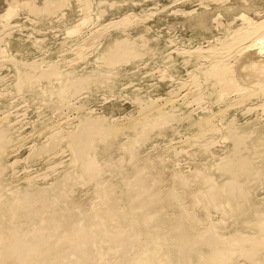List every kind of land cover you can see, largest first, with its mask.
Masks as SVG:
<instances>
[{
    "label": "rangeland",
    "instance_id": "374dc122",
    "mask_svg": "<svg viewBox=\"0 0 264 264\" xmlns=\"http://www.w3.org/2000/svg\"><path fill=\"white\" fill-rule=\"evenodd\" d=\"M14 1L0 0V16L3 15L7 10V4L10 3V6L11 4H14L13 6L17 4L15 7L17 14L15 13L13 15L14 17L12 16L10 20H4L0 17V21L2 19L3 22L6 21V23H2V21L0 22V37L2 36L0 38V40L2 39L0 41V50L2 49L0 52H3L4 49L5 53H0V134L2 136L5 135L3 137L0 135V138H2L0 139V165L5 163L1 165L4 167V169L1 171L3 178L1 181V187L3 186V188H6L8 186L6 189L1 188L4 197L7 198L6 196H8V198H12L15 194V191L17 192L19 190L30 189L35 190V187L39 189V186L41 187L40 190L48 192L50 191L49 194L53 192L59 195V199L62 200L57 198L50 199L47 201L46 207L49 209L60 208L59 210H62L67 214L68 221L63 226V229L68 230L74 227L80 221H83L85 214L87 216L93 212V209L95 210V204L97 203L99 197L96 189L97 185L100 183H106L108 185L111 184L112 186L116 187V189H114L115 191L118 190V186H122V191H120L122 195L121 197H117L118 199L116 198V205L121 206L123 202L126 201V196L127 198L130 196L129 194L132 193L134 196H136V198L139 197L137 193H133V191L137 192L136 185L135 188H133V184L136 181H141L140 186L145 185L146 193L153 191L154 183L151 179L154 176L157 178V184L159 182L158 191L160 189L162 193L167 192L165 193L167 195L172 193L173 196L174 194H177L179 197L184 196L183 198L181 197L182 204H180L181 201L179 203H174V197H172L170 194L171 200L167 198V200L162 203L164 204L162 205V208L158 205H155L154 203L150 206H145L146 208L143 209L145 211L159 212L157 219L158 222L156 221L155 227L157 232H163L165 228L171 229V226H173V230L175 227L177 229L179 228L177 230L179 235L176 234L175 238H178V241L179 238H181V240L183 239L185 243H187L188 241H194L195 238L192 236L195 234L202 236L206 233V229L208 230V228H210L213 224L215 225L221 221L222 225L219 224L221 222L218 223L221 226L218 228L217 232L219 233V236L221 235L220 237H222L223 240L225 237L227 239H230L231 237H238L237 239L235 238V243L237 245L236 252H238L232 255V258L228 264H255L257 260L263 261L261 264L264 263V249L262 247L264 244H261L262 246H258L259 241L258 244H256V238H262V233L259 234L260 232H255L252 228V225L256 224L255 221L264 215V110L258 106V104L261 103L259 102V98L246 100L242 104H237V106L232 105L227 109L225 107L227 100L229 102L230 100L235 99L237 96L236 93H231L230 96L228 95L227 98L224 97L220 99V101L218 99L219 88L214 84L215 79L213 77L206 78L211 76L202 75V70L204 69L205 71V69H207L206 67H208L210 64V51L208 52L206 50H209L210 48L214 49L215 47V49H217L218 46L219 49L217 51L221 50L224 52V49L222 48L223 45H221V43L224 44L228 42L234 34L236 28L240 26L239 24H241V20L239 19L238 15L241 12L247 13V16L252 18L254 21L264 19V0H225L226 3L223 2L224 5L222 6H220L219 2L214 0H90L91 7L89 8L91 10L82 6V0H67V6H63L62 9L58 10V12L56 11L50 14L51 17L49 15H43L40 12V9L37 11V8L44 7L46 2L45 0ZM22 1H24V3H34L33 5L37 7L36 10L25 8V6H21L22 9L19 10L21 5L20 3ZM251 2H253V6L252 4L250 6ZM18 3L20 5H18ZM17 6L19 7L17 8ZM27 9L28 11H26ZM87 12H89L90 15ZM125 14H127L128 17L130 14H132V16L130 15L131 21L137 17V19L135 18L136 21L134 20V23L132 21L130 26L128 25L123 28L122 26H117L116 24H118V19H122L121 17H126ZM84 18H87V21L91 19L90 21L92 22L89 21V23H85V21L81 23ZM108 22H110L109 26L107 25ZM80 23V30L77 31L78 34L76 32V34L68 33L72 24L75 26ZM7 25L11 26L8 27ZM232 26L234 31L232 30ZM67 27L68 29H66ZM4 28L5 30H3ZM103 28H105V30L107 28L106 32ZM99 29L102 31H99ZM139 34H143L146 37L147 46L145 45L143 48L137 49L138 51H136V49L132 48L133 41H131L132 43L128 41L130 40L129 37L135 38ZM84 37H86V40ZM87 38H89L91 42L92 40H95L94 43H92V45L89 44L90 42ZM117 40L121 46L117 44ZM122 42L127 46H125ZM81 43L84 46H81ZM86 43L88 45H86ZM128 43L130 46H128ZM111 44H115L118 49L125 46L126 51H124L123 54L124 56H127L123 57L122 54V58H120V55H117L116 58L113 57V61L112 59L110 61L114 65L110 63L108 66L109 68H106L107 66H100L101 63L99 61H94V58L97 54L94 49L101 50L102 48ZM214 44L215 47H212ZM199 45H203L201 46L203 48H201ZM75 46L76 48L83 47L86 52L84 54L85 58L82 57V59L78 55L76 57L77 50ZM86 48H88V51ZM194 48L195 50L196 48H207L203 51H205L208 56H204L206 55L205 53L194 54ZM251 51L254 52L255 50ZM251 51L241 52L243 54H240V59L238 53L236 58L234 56L231 60L236 82H239V85L240 83L244 84L246 82L244 84L245 87L247 84H249V80L247 79L248 75L242 73L244 72V63L247 62L248 64L250 62L248 59L251 61H255L257 59L252 57ZM118 52H120V50H118ZM204 60L206 61L204 62ZM234 61L236 63L235 67ZM29 63L31 66L33 64V68L29 66ZM98 64L100 65L98 66ZM238 64H241L240 67ZM23 66H26V68ZM50 66L52 68H50ZM110 66H112V68ZM30 67L32 70H41L44 68V71L43 69L42 71L45 73V75L42 72L41 85H26L21 90L14 89L13 82L17 79V71L20 69H31ZM97 67L99 69L102 68L100 70L102 72L104 69L106 74L110 73L109 76L115 75L112 79L114 84L111 83L112 91L108 89L107 82H100L98 85L91 87L89 86V83L87 84V81L84 79V77L87 76L88 73L91 74L92 71H95ZM98 68L97 70H99ZM45 69L48 71H45ZM52 69H54V72ZM58 69L62 72L69 73L72 88L73 90H77L73 91L76 92L75 94L72 93L73 95H69V98L67 97L63 101H59V98H57L54 93L55 89L57 88L58 81L53 76H55V72H57ZM111 70L112 72H110ZM235 72L242 75H237ZM197 74H201L206 80ZM47 75H49L50 78H48ZM192 76H199V78L202 80H199V83H201L200 85L199 83L197 84L200 86H198L199 88H195L196 86L191 84V80L193 78ZM240 77L242 78L241 80ZM243 78H245L246 81ZM212 79H214V81ZM77 84H80V87ZM243 84L241 86H243ZM211 85L213 89H211ZM74 86H76L78 89H76ZM192 87L195 89H192ZM33 88H35V90ZM170 96H172L173 99L176 97L177 101L174 99L175 103L173 107L168 108L166 106V108H164V113L159 117V127H150L151 125L149 126V124L153 123L152 121L147 122L142 126L140 125L142 123L137 121L135 122V120V123L130 121V118L140 115L142 111L147 109L146 105H148V103L150 104V100H159L157 102L163 104V102L166 101L165 99ZM199 98H201L202 101ZM222 109L224 111H222ZM248 109H250V112ZM217 111L221 112L218 113ZM205 114L214 115V119L210 115L209 117L212 124L214 123L213 125L216 126L218 131L208 133L209 135L206 134L208 137L204 135L207 137L205 138L206 140L203 139L204 136H201L200 139L201 141L203 140L201 142L199 137L195 136L197 130L199 129V124H194L193 121L198 123L197 120L202 116L206 117ZM162 117H164L165 120L163 119L162 121ZM111 120L116 121L119 131L117 130V132H114L112 138H110L111 136H107L108 140H110L108 143L104 144L99 142L98 146L93 149L94 151H91V154L93 155L95 153L93 156H95L97 160L101 161L99 163L108 162V164L110 163V166L106 165L107 167H104L106 171L97 178L90 179L89 181L84 179L83 181L80 179L81 174L79 173L81 169L80 163L82 162L81 155H83L85 152L88 144L91 145L89 143V139L94 134V132H96V134H100L101 136H103L105 133H112L113 126L108 125V122ZM129 122L133 125L130 126L131 124H129ZM164 124H167L166 126L168 128L164 126ZM54 126L57 127L55 128ZM49 127L55 128L57 132L54 129H50ZM79 128L81 129L82 133L78 132L80 131ZM103 128L106 129V132L103 130ZM101 130L105 133L101 132ZM219 130L221 131L220 133ZM51 131L56 132V134H52ZM76 131L79 134H77ZM85 131L90 133L86 134ZM49 133L50 136H48ZM10 136L12 138H10ZM83 136L84 138H81ZM211 136L215 141L210 139ZM98 137V141H101V137L99 135ZM46 138L47 140H44ZM9 139L11 140L9 141ZM83 140L84 144L79 142ZM134 140H136L138 144V154L136 153V161L133 162L130 161L131 158L129 151L127 152V148L126 150H124V148L127 147L126 145L129 146V144ZM68 141H74V144H70ZM78 142L79 145L76 146ZM210 142L211 144H209ZM201 144H203L204 147L201 146ZM62 145L66 149H64ZM7 146H9V148ZM72 146H74L75 149L76 147H79V149L75 150ZM82 146H84V149ZM89 147L91 148V146ZM37 149L39 151H37ZM204 149L205 151L207 150V152H205ZM73 151L77 152L74 154L75 156L73 155ZM70 159H76L75 165ZM66 162L67 164H65ZM209 165H213V168H216L214 170H205L206 172H204V169H206ZM52 168H54V171ZM74 170L75 172L72 173ZM141 170L144 172L141 173ZM201 170H203V174L205 173V176L202 174L203 178H205L206 175L211 177L213 175L214 178L212 177V180H215L214 182L218 186L225 184L226 187L229 188L228 182L232 178L236 179L237 184L235 183V185L240 187L239 194H247L249 200H251L247 205L248 207L246 206L245 208V210L247 211L248 209V211H244V215L250 214L249 212L251 207V211L254 208H257L263 215L258 212L251 218L248 217L247 219H244L243 211L235 212V214L234 211L231 212L229 209L230 213L233 214L230 215L228 211L226 214L229 215H225L221 210H214L211 205L209 212L204 210L205 207L203 205L205 204V198L203 197V193L206 192L208 188L204 182H201V179H203L202 176L201 178L199 176L196 177L197 174H200ZM39 174L40 176H38ZM71 174L74 177L72 176V178L70 177L68 179L67 175ZM180 175L186 179L188 178V180H186L188 183L187 185L186 182L178 181V176ZM125 176H127L129 179L126 178L125 180ZM29 178H32V180ZM34 180L37 181L35 182ZM127 180H129V182H126ZM224 180L225 182H223ZM140 181L136 183L140 184ZM25 182L26 184L24 185ZM31 186L33 187L31 188ZM132 194L131 196L133 197ZM197 196L200 198H195ZM140 199L142 201V197H140L136 203H139L137 207H140ZM197 199L202 200L199 202ZM135 202L136 200L132 206L128 205V207H132L130 208L131 210L134 209L133 206L135 205ZM170 202L172 206L170 205ZM200 203H202V205ZM225 203L226 202L224 201V205ZM182 206L183 208H181ZM226 206L227 204L225 207ZM128 207L127 209H129ZM226 209L228 210V208ZM182 211L187 212L184 213ZM2 212L9 215L8 210H2ZM16 213L19 214L20 210H16ZM240 213L242 216H240ZM93 221L94 220L92 219V221L86 223L85 227L88 231L99 226V223L96 221V219L94 222ZM161 221L164 222L163 226ZM181 222L184 225H179ZM17 223L19 222L17 221ZM157 223H160L159 226L161 225L162 228L159 227ZM19 224H21L20 226L27 224L26 219H22ZM109 224L114 226L117 223L111 222ZM148 225H150V227L146 226L147 228L145 227V229H154L153 222L149 223ZM88 226L90 227L88 228ZM178 226H182V228ZM140 228L141 227H137L139 230H137L136 234L139 233L141 238L131 240L129 245L124 247V250L122 249V255L121 253H117V255L114 254L113 256L112 253L111 260L106 262V264H138L141 258L146 256L149 244H151L152 241H155L157 237L156 234L158 233L156 231L153 233H148L144 229L142 230V228ZM143 232L145 233L143 234ZM139 234L136 236L139 237ZM180 234H182V237ZM234 234L235 236H233ZM101 235L102 232H98V234L87 233L83 240L62 238L60 241L62 246L53 249L55 252L51 256V263L99 264L103 260V241L101 239ZM197 235H195V237H197ZM241 235L244 237V239ZM251 236H253V239L256 240V243L253 242L254 240ZM240 237L242 238L240 239ZM245 237L248 238L245 239ZM77 241H79L83 246L84 252L80 255L73 253L75 258L70 263L63 261L59 262L58 253L60 252V249L69 247L73 248L79 243ZM178 241L176 242L180 243ZM260 241H264V239ZM254 243L257 247L254 246ZM223 245L224 244H221L219 246ZM224 247L229 250L232 248V246L229 244L224 245ZM245 250H247L246 252L248 253H246ZM245 254L249 258L248 260L246 259L247 257ZM211 260L212 256L208 255L207 261L200 260L198 263L210 264Z\"/></svg>",
    "mask_w": 264,
    "mask_h": 264
},
{
    "label": "bare ground",
    "instance_id": "6f19581e",
    "mask_svg": "<svg viewBox=\"0 0 264 264\" xmlns=\"http://www.w3.org/2000/svg\"><path fill=\"white\" fill-rule=\"evenodd\" d=\"M14 1V0H13ZM20 1V0H19ZM18 1V2H19ZM26 1V0H24ZM24 1H22L20 4L18 3V5H20V9L21 10V6H25V8H29V9H35L37 7H35L31 2H26L24 3ZM30 1V0H29ZM45 4H44V7L43 8H37V11L38 9H40V12L43 14V15H49L54 13V12H58V10L62 9L63 6H67L66 5V2L67 0H45ZM204 1V0H203ZM214 1H217L220 3V6L224 5L223 2H225V0H214ZM255 1V0H254ZM15 2V1H14ZM17 2V1H16ZM69 2V1H68ZM79 2V1H78ZM82 6L84 8H88L90 9L89 7H91L90 5V0H82ZM176 2V1H175ZM13 3V2H11ZM44 3V1H43ZM93 3V1H92ZM91 3V4H92ZM100 3V2H99ZM98 3V4H99ZM202 3V2H201ZM226 3V2H225ZM245 3V2H244ZM248 3V1H247ZM253 2L250 3V6ZM42 4V3H41ZM69 4V3H68ZM81 4V3H80ZM79 4V5H80ZM204 4V3H203ZM8 5V6H7ZM6 6L8 7L7 10L5 11V13L3 15H1L0 17L3 18L4 20H7V19H11V17L17 12L15 11V6H13L14 4H11L10 6V3L7 4ZM38 5V4H37ZM111 5V4H110ZM202 5V4H201ZM219 5V4H218ZM40 6V5H39ZM43 6V5H42ZM215 6V5H214ZM253 6V4H252ZM19 6H17L18 8ZM79 7V6H78ZM81 7V6H80ZM81 7V8H83ZM231 9V8H230ZM250 10H252L251 8H249ZM18 10V9H17ZM91 10V9H90ZM178 10V9H177ZM182 10V9H181ZM227 10V9H225ZM245 10V9H244ZM28 11V9L26 10ZM36 11V12H37ZM86 11V10H85ZM84 11V12H85ZM191 11H194V10H191ZM264 11V10H263ZM19 12V11H18ZM83 12V11H82ZM252 12V11H251ZM256 12V11H255ZM33 13V12H32ZM39 13V12H38ZM89 14V12H87ZM188 13H191V12H188ZM193 13V12H192ZM17 14V13H16ZM63 14V13H62ZM31 15V14H30ZM38 15V14H37ZM57 15V14H55ZM90 15V14H89ZM126 17H121L122 19H118L117 23L116 24L117 26H122L123 27H126V26H130L131 22L133 21L134 23V20L135 18L137 19V17H133L134 19L131 21V16L132 14L128 15L125 14ZM124 15V16H125ZM148 15V14H147ZM14 17V16H13ZM17 17V16H16ZM51 17V16H50ZM86 17V16H85ZM97 17V15H96ZM239 19L241 20V24H239L240 26H238L236 28V30L234 31L233 29V26H232V30L234 31V34L232 35L231 39L226 42V41H223V42H226L224 44H222L221 42V45L222 48L224 49V52L221 51H217L219 49V47L217 46V49H215V44L212 46V47H215L214 49H211L208 45V48L209 50H206V51H210V64L208 67H206L207 69H204L202 70L203 71V76H211V77H206V78H214L215 79V85L216 87L219 88V96H218V99H222L224 97L227 98V96L231 93H236V98L233 99V100H230L228 102H226V108L228 109V107H231L232 105H235L237 106V104H242L243 102H245L246 100H250V99H253V98H259L261 103H257L259 107H261L262 110H264V19H261L259 21H254L252 18H250L249 16H247V13H243L241 12L239 15H238ZM83 18V17H82ZM89 18V17H88ZM141 18V17H140ZM262 18V17H261ZM3 19L1 20L2 23H6V21L3 22ZM87 18H84L83 22L85 23H89V21L86 20ZM82 20V19H81ZM0 21V22H1ZM115 21V20H114ZM136 21V20H135ZM139 21V20H138ZM142 21V20H141ZM92 22V21H90ZM113 22V21H112ZM76 23V22H75ZM80 24H77L75 26H72L70 27V30L68 31V33H71V34H74L75 32L77 33V31L80 30ZM110 22H108V26L110 25L109 24ZM12 25V24H11ZM11 25H7L8 27H10ZM15 25V24H14ZM85 25V24H84ZM82 25V26H84ZM114 25V24H113ZM1 26V25H0ZM5 26V25H4ZM13 26V25H12ZM98 26V25H97ZM104 26V25H103ZM102 26V27H103ZM106 26V25H105ZM116 26V27H117ZM235 26V27H236ZM110 27H113V26H110ZM115 27V26H114ZM121 28V27H120ZM68 29V27L66 28ZM105 30V28H103ZM119 29V28H118ZM230 29H231V26H230ZM5 30V28L3 29ZM107 30V28H106ZM105 30V32H106ZM11 31V30H10ZM66 31V33H67ZM97 31V30H96ZM99 31H102L101 29H99ZM98 31V32H99ZM229 31V30H228ZM227 31V32H228ZM94 32V31H93ZM92 32V33H93ZM10 33V32H9ZM34 33V32H33ZM67 33V34H68ZM75 33V34H76ZM95 33V32H94ZM97 33V32H96ZM103 33V32H102ZM101 33V34H102ZM8 34V33H7ZM69 34V35H71ZM78 34V33H77ZM100 34V36H101ZM87 35V34H86ZM231 35V34H230ZM103 36V35H102ZM2 37V36H1ZM0 37V38H1ZM94 37H97V36H94ZM85 40H86V37H84ZM83 38V39H84ZM228 38H229V35H228ZM89 39V38H87ZM129 41L128 42H131L133 41V49H136V51H138L137 49H141L143 48L145 45L147 46V39L146 37L143 35V34H139L138 36H136L135 38H130L129 37ZM2 40V39H1ZM0 40V41H1ZM81 41V40H80ZM95 41V40H94ZM94 41L89 39V44L92 45V43H94ZM83 42V41H82ZM118 42V40H117ZM208 42V41H207ZM217 42V41H216ZM88 43V42H87ZM86 43V45H88ZM123 43V42H122ZM132 43V42H131ZM211 43V42H210ZM2 44V42H1ZM80 44V43H79ZM118 45L121 46V44H119V42L117 43ZM124 44V43H123ZM207 44V43H206ZM213 44V43H212ZM117 45V46H118ZM125 45V44H124ZM219 45V44H218ZM221 45H220V48H221ZM80 46V45H79ZM78 46V47H79ZM81 46H84L82 43H81ZM90 46V45H89ZM94 46V44H93ZM91 46V47H93ZM127 46V45H125ZM123 46L121 47L120 49H118V47H116L115 44H111L109 46H106L104 48H102L101 50H96V56L94 58V61L97 62L99 61L101 63L98 64V66H107L106 68H109L108 66L110 65V63H112L110 60L118 55H122L124 53V51H126V47ZM128 46L129 43H128ZM132 46V45H131ZM200 47L203 46V45H199ZM198 46V47H199ZM68 47V46H67ZM96 47V45H95ZM197 47V46H196ZM199 47V48H200ZM4 48V46H3ZM6 48V47H5ZM76 48V46H75ZM90 48V47H89ZM199 48H194L193 50V53L194 54H199V53H202L204 54L205 49H199ZM203 48V47H201ZM88 48H86L87 50ZM98 49V48H97ZM2 50V49H1ZM0 50V51H1ZM75 50V49H74ZM77 50V54H76V57L77 55L82 58L84 57V54L86 53L85 50L83 49V47H79V48H76ZM75 50V51H76ZM90 50V49H89ZM118 50H120V52H118ZM180 50V49H179ZM185 50V49H184ZM188 50V49H187ZM251 50H255L254 52H252ZM88 51V50H87ZM183 51V50H182ZM190 51V50H189ZM245 51H251L252 52V57L254 59H256L255 61H251L250 59H248L250 62L247 64H245L244 66V72H241L242 73H245L247 76V79L249 80V84H247V86L245 87L244 84L246 83H240V85L238 84L239 82H236V77H235V74H234V69L232 68L233 65H231V60L232 58L235 56L236 58V55H238L239 53V59H240V54H243L241 52H245ZM152 52V51H151ZM191 52V51H190ZM207 52V53H208ZM0 53H4V49H3V52H0ZM129 53V52H127ZM5 54V53H4ZM133 54V53H132ZM131 54V55H132ZM135 54V53H134ZM141 54V53H140ZM206 54V53H205ZM250 54V53H249ZM2 55V54H1ZM7 55V54H6ZM149 55V54H148ZM189 55V54H188ZM193 55V54H192ZM248 55V54H247ZM11 56V55H10ZM127 56V55H125ZM124 54H123V57H125ZM133 56H136V55H133ZM141 56V55H140ZM195 56V55H194ZM204 56H208L207 54L204 55ZM250 56V55H249ZM78 57V59H79ZM85 58V57H84ZM122 58V56L120 57ZM119 58V59H120ZM127 58V57H126ZM242 58H243V55H242ZM77 59V60H78ZM83 59V58H82ZM118 59V58H117ZM132 59V58H131ZM245 59V58H244ZM247 59V58H246ZM116 60V59H115ZM134 60V59H133ZM207 60V59H206ZM204 60V62L206 61ZM235 60V59H234ZM12 61V60H11ZM14 61V60H13ZM33 61V60H32ZM113 61V59H112ZM247 61V60H246ZM16 62V61H15ZM35 62V61H34ZM120 62V60H119ZM125 62V61H124ZM237 62V61H236ZM239 62V61H238ZM22 63V62H21ZM116 63V62H115ZM118 63V62H117ZM242 63V62H241ZM23 64V63H22ZM25 64V63H24ZM30 64V63H29ZM41 64V63H40ZM113 64V63H112ZM111 64V65H112ZM208 64V62H207ZM235 61H234V67H235ZM15 65V64H14ZM26 65V64H25ZM35 65V64H34ZM69 65V64H68ZM114 65V64H113ZM239 65V64H238ZM241 65V64H240ZM239 65V67H240ZM31 66V64L29 65ZM33 66V64H32ZM31 66V67H32ZM1 67V66H0ZM24 68H26V66H23ZM30 67V68H31ZM112 68V66H110ZM158 67V66H157ZM243 67V66H242ZM28 68V66H27ZM33 68V67H32ZM20 69L17 71V79L16 81L13 82V88L16 89V90H21L23 89L26 85L28 86H40L41 85V76H42V72L44 71V68L40 67L43 69L41 70H36V69ZM50 68H52L50 66ZM59 68V67H58ZM62 68V67H61ZM98 68V67H97ZM96 70L95 71H92L91 74L88 73L87 76H83L84 79H86L87 81V84L89 83V86H95V85H98L100 82H107V87L110 91H112V84L113 83V77L115 76H109V74H106V71L103 69V72L100 71L102 68H98L99 70ZM237 68V67H236ZM156 69V68H155ZM239 69V68H238ZM51 70V69H50ZM54 69H52L53 71ZM163 70V69H162ZM45 71H48L45 69ZM51 71V72H52ZM57 71V70H56ZM109 71V70H108ZM236 71V70H235ZM54 72V71H53ZM75 72V71H74ZM112 72V70L110 71ZM150 72V71H149ZM239 72V71H237ZM196 73V72H195ZM200 73V71H199ZM202 73V72H201ZM236 73V72H235ZM43 74L45 75V73L43 72ZM194 74V73H193ZM192 74V75H193ZM237 74V73H236ZM240 73H238L237 75H239ZM78 75V74H77ZM196 75V74H194ZM197 75H200L202 76L201 74H197ZM242 75V74H240ZM48 78L49 75H47ZM52 76V75H51ZM202 76V78H204ZM244 76V75H243ZM241 76V77H243ZM56 78V80L58 81V84H57V88L55 89L54 93L55 95L57 96V98H59V101H63L65 100L69 95H71L72 93L75 94L76 92H73V88H72V84H71V80H70V76H69V73L68 72H62L58 69L57 72H55V76H53ZM169 77V76H168ZM191 77V76H190ZM189 77V78H190ZM193 77V76H192ZM240 77V80L242 79ZM245 77V76H244ZM249 77V78H248ZM47 78V77H46ZM54 78V79H55ZM45 79V78H44ZM191 79V78H190ZM205 79V78H204ZM214 79H212L214 81ZM238 79V78H237ZM245 79V78H243ZM78 80V79H77ZM199 80H201L199 78V76H194L191 80V84L195 85L197 88L201 83H199ZM206 80V79H205ZM208 80V79H207ZM46 81V80H45ZM75 81V80H74ZM202 81V80H201ZM246 81V79H245ZM56 82V81H55ZM76 82V81H75ZM244 82V80H243ZM112 83V84H111ZM187 83V82H186ZM199 83V85H197ZM211 83V82H210ZM213 83V82H212ZM49 84V83H48ZM52 84V83H51ZM76 84V83H75ZM243 84V86H241ZM78 85V84H77ZM76 85V86H77ZM80 85V84H79ZM78 85V86H79ZM213 85V84H212ZM212 85H211V89L212 88ZM45 86V85H44ZM76 86H74L76 88ZM80 87V86H79ZM87 87V86H86ZM85 87V88H86ZM189 87V86H188ZM200 87V86H199ZM198 87V88H199ZM215 87V86H214ZM36 88H39V87H36ZM194 87H192L193 89ZM194 88V89H195ZM29 89V87H28ZM27 89V90H28ZM35 90V88H33ZM78 89V88H76ZM87 89V88H86ZM216 89V88H215ZM33 90V91H34ZM188 90V89H187ZM207 90V89H206ZM23 91V90H22ZM77 91V90H75ZM197 91V90H195ZM200 91V90H199ZM215 91V90H214ZM17 92V91H16ZM21 92V91H20ZM192 92V90H191ZM201 92V91H200ZM204 92V91H202ZM213 92V91H212ZM217 92V91H215ZM44 93V92H43ZM52 93V92H51ZM176 93V92H174ZM214 93V92H213ZM72 94V95H73ZM195 94V93H194ZM192 94V95H194ZM201 94V93H200ZM210 94V92H209ZM212 94V93H211ZM78 95V94H77ZM196 95H197V92H196ZM233 95V94H232ZM177 96V95H176ZM184 96V95H183ZM199 96V94H198ZM197 96V97H198ZM207 96V95H206ZM72 97V96H71ZM75 97V96H74ZM204 97V96H203ZM217 97V96H216ZM235 97V96H233ZM69 98V97H68ZM158 98V97H157ZM202 98V97H201ZM201 98H199L201 100ZM229 98V97H228ZM135 99V98H134ZM150 99V98H149ZM175 101L176 100V97L174 98ZM174 99L172 98V96L170 97H167L165 100V102H163V104L161 103H158L157 101H155L153 99V101H149L150 104L148 103L147 106V109L145 107V111H139L141 112L140 115L134 117V118H130V121L133 123L134 120L135 122H139V123H142L140 124L141 126L146 124L147 122H150L152 121L153 123H150L149 126L150 127H159V117L162 116V114L164 113V108H166V106L168 108H171L173 107L174 105ZM196 99V98H195ZM198 99V98H197ZM217 99V100H218ZM43 100V99H42ZM70 100V99H69ZM188 100V99H187ZM191 100V99H190ZM224 100V99H223ZM55 101V100H54ZM136 101V100H135ZM147 101V100H146ZM202 101V100H201ZM215 101V100H214ZM221 101V100H220ZM47 102V101H46ZM188 102V101H187ZM255 102V101H254ZM253 102V103H254ZM68 103V102H67ZM138 103V102H137ZM167 103V104H166ZM216 103V102H215ZM73 104V103H72ZM139 104V103H138ZM143 104V103H142ZM165 104V105H164ZM188 104V103H187ZM225 104V103H224ZM47 105V104H46ZM248 106V105H247ZM254 106V105H253ZM67 107V106H66ZM250 107V106H249ZM64 108V107H63ZM21 109V108H20ZM141 109V108H140ZM175 109V108H174ZM90 110V109H89ZM167 110V109H165ZM250 109H248L249 111ZM174 111V110H173ZM222 111H224L222 109ZM169 112V111H168ZM167 112V113H168ZM218 112V111H217ZM221 112V111H220ZM218 112V113H220ZM244 112V111H243ZM250 112V111H249ZM263 112V111H262ZM15 113V112H14ZM171 113V112H170ZM211 113V112H210ZM166 115V114H165ZM206 115V114H205ZM211 117H213L214 119V115H211L209 114ZM209 115H206V117L202 116L200 117L197 122L198 123H195L196 121H193L194 124H199V129L197 130V133L195 134L196 137H200L204 136V135H209L208 133H213L215 131H218V129H216V126L212 124L211 122V119L209 117ZM62 116V115H61ZM22 117V116H21ZM95 117V116H94ZM124 117V116H123ZM165 117V116H164ZM162 117V121L163 119L165 120V118ZM216 117V116H215ZM219 117V116H218ZM171 118V117H170ZM167 119V118H166ZM173 119V118H172ZM179 120V118H178ZM194 120V119H193ZM62 121V120H61ZM100 121V120H99ZM96 122V121H95ZM102 122V121H101ZM134 122V123H135ZM192 122V123H193ZM12 123V122H11ZM110 126H113V129H112V133H105L106 132V129L103 128L104 131L101 130V132H104L105 134L103 136H101L100 134H96V132H94V134L91 136V138L89 139L90 140V144H88L85 152L83 153L82 156V162L80 163V171L79 173L81 174V177L80 179L84 181V179H87L88 181L90 179H93V178H97L99 175H101L102 173H104L106 171V169H104V167L106 165H109L108 162L106 163H99L101 161L97 160L95 158V156H93L91 153V151L96 148V146H98V143L101 142V143H108L110 140H108V137L107 136H111L110 138H112L113 136V133L114 132H117V130L119 131L117 125H116V121L115 120H111L108 122ZM139 123H136V124H139ZM166 123V122H165ZM99 124V123H98ZM129 124H131L129 122ZM128 124V125H129ZM153 124V125H152ZM168 124V123H167ZM166 124V125H167ZM52 125V124H51ZM50 125V127H51ZM77 125V124H76ZM106 125V124H105ZM133 124H131L130 126H132ZM164 124V126H166ZM190 125V124H189ZM98 126V125H97ZM100 126L102 127V125L100 124ZM109 126V127H110ZM148 126V127H149ZM196 126V125H195ZM218 126V125H217ZM49 127V128H50ZM55 128L57 126H54ZM167 127V126H166ZM198 127V126H197ZM196 127V128H197ZM48 128V130H49ZM55 128H50V129H54ZM87 128V127H86ZM108 128V126H107ZM132 128V127H131ZM168 128V127H167ZM253 128V127H252ZM7 129V128H6ZM45 129V128H44ZM63 129V128H61ZM70 129V128H69ZM85 129V128H84ZM96 129V128H95ZM164 129V128H163ZM47 130V131H48ZM75 130H78V129H75ZM80 131L78 132H81V129L79 128ZM83 130V129H82ZM89 130V128H88ZM99 130V129H97ZM146 130V129H145ZM3 131V130H2ZM50 131V130H49ZM48 131V132H49ZM56 131V130H55ZM60 131H65V130H60ZM68 131V130H67ZM96 131V130H95ZM108 131V130H107ZM57 132V131H56ZM56 132H52V134H56ZM69 132V131H68ZM77 132V131H76ZM77 132V134H79ZM147 132V131H145ZM153 132V131H151ZM221 131L219 130V133ZM248 132V131H247ZM59 133V132H58ZM84 133V132H83ZM85 133H90V132H86ZM84 133V134H85ZM143 133V132H142ZM141 133V134H142ZM218 133V132H217ZM9 134V133H8ZM75 134V133H74ZM82 134V135H84ZM96 134V135H95ZM109 134V135H108ZM150 134V133H149ZM193 134V133H192ZM249 134V133H248ZM1 135V134H0ZM62 135V134H61ZM98 135L101 137V141H98L99 137ZM206 135V136H207ZM5 136V135H3ZM1 135V137H3ZM47 136V135H46ZM44 136V137H46ZM50 136V133L49 135ZM47 136V138H48ZM56 136V135H55ZM54 136V137H55ZM81 136V134H80ZM88 136V135H87ZM190 136V135H189ZM193 136V137H195ZM53 137V138H54ZM58 137V136H57ZM78 137V136H77ZM90 137V136H88ZM145 137V136H144ZM191 137V136H190ZM189 137V138H190ZM208 137V136H207ZM204 136L203 139L207 138ZM9 138V137H8ZM7 138V139H8ZM10 138H12L10 136ZM44 139V140H47ZM75 138V137H73ZM72 138V139H73ZM81 138H84L81 137ZM188 138V139H189ZM2 139V138H0ZM50 139V137H49ZM135 139V138H134ZM143 139V138H142ZM209 139V138H208ZM212 139V136L211 138ZM11 139H9L10 141ZM88 140V139H87ZM195 140V139H194ZM206 140V139H205ZM214 140V139H212ZM211 140V141H212ZM71 141V139H70ZM135 141V142H134ZM133 142L130 143L129 141V146L126 145L127 147L124 148V150H126L127 148V152L129 151V155H130V158L131 160L130 161H136L135 160V157H136V153H137V147H138V144H137V141L134 140ZM187 141V140H186ZM199 141V140H198ZM201 141V139H200ZM199 141V143H200ZM203 141V140H202ZM201 141V142H202ZM215 141V140H214ZM8 142V141H7ZM46 142V141H44ZM69 142V141H68ZM74 141L72 142H69L70 144H74L73 143ZM81 143L84 142L83 141H79ZM79 142L77 143L76 146L79 145ZM192 142V140H191ZM55 143V142H54ZM57 143V142H56ZM194 143V141H193ZM198 143V142H197ZM215 143V142H214ZM8 145H10L9 143H7ZM34 144V143H33ZM65 144V143H64ZM84 144V143H83ZM204 144V143H203ZM203 144H201V146H203ZM211 144V142L209 143ZM236 144V143H235ZM42 145V144H41ZM58 145V144H57ZM1 146V145H0ZM47 146V145H46ZM85 146V145H84ZM84 146L83 149H84ZM91 146V148L89 147ZM199 146V145H198ZM209 146V145H208ZM9 148V146H7ZM43 147V146H42ZM45 147V146H44ZM48 147V146H47ZM63 147V145H62ZM74 148V146H72ZM204 147V146H203ZM64 148V147H63ZM71 148V147H70ZM72 148V149H73ZM90 148V149H88ZM3 149V148H2ZM62 149V148H61ZM66 149V148H64ZM75 149V148H74ZM76 149L78 150L79 147H76ZM75 149V150H76ZM80 149H81V146H80ZM206 149V148H205ZM204 149V151H205ZM210 149V148H209ZM47 150V149H45ZM203 150V149H202ZM208 150V148H207ZM207 150L205 152H207ZM37 151H39L37 149ZM41 151V150H40ZM43 151V150H42ZM94 151V150H93ZM3 152V151H2ZM77 152H74L73 151V155L76 154ZM1 154V153H0ZM5 154V153H4ZM69 154V153H68ZM67 154V155H68ZM138 154V153H137ZM98 155V154H97ZM4 156V155H3ZM75 156V155H74ZM80 156V155H79ZM99 156V155H98ZM1 157V155H0ZM53 157V156H52ZM55 157V156H54ZM56 158V157H55ZM4 159V158H3ZM59 159V158H58ZM238 159V158H237ZM262 159V158H261ZM61 160V159H60ZM71 160V159H70ZM258 160V159H257ZM3 161V160H2ZM16 161V160H15ZM14 161V163H15ZM65 161V159H64ZM68 161V160H67ZM71 161H73L74 165L76 163V159H72ZM149 161V160H148ZM13 162V161H12ZM54 162V161H53ZM1 163V162H0ZM63 163V162H62ZM61 163V164H62ZM214 163V162H213ZM5 163H2L1 165H3ZM11 164V163H10ZM67 164V162L65 163ZM113 164V163H111ZM152 164V163H151ZM0 165V264H52L51 263V256L53 255V253L55 251H53L54 248H57V247H61L62 246V243L60 242L62 238H68V239H74V240H77V239H81L83 240L85 235L87 233H90V234H98V232H102V235H101V239L103 241V260L99 263V264H106V262H109V260H111V255L113 253V256L114 254L117 255V253H121L122 255V249L126 246L129 245V242H131V240H135V239H138V238H141L140 234H139V237H137L136 235V232L137 230V227H141L142 230L144 229L146 232L148 233H153L156 231L155 227H156V221L158 222V213L159 212H148V211H145L143 209H145L146 207L145 206H150L151 204H155V205H158L159 207L162 208V203H164L167 198L171 200V196L174 197L173 198V202H177L179 203L181 201V197L182 196H178L177 194H174V196L171 194H165L167 192H161L160 189L158 191V184H157V178H155L154 176L152 177V182L154 183V189L153 191L151 192H147L146 193V187L145 185L144 186H140L141 185V181H140V184L139 183H136V182H139V181H136L134 182V186L133 188H135V185H136V189H137V192H134L133 193H137V195L139 196L138 198H136V196L133 195V198L131 196V194H129L128 198L126 196V201L123 202V204L120 206H117L116 205V198L117 197H121V192L122 189H121V185L120 187L118 186V190L115 191L114 189H116V187L112 186L111 184L108 185V184H104V183H100L99 185H97V192L99 194V197H98V201L97 203L95 204L96 207H95V210L93 209V212L89 215L86 216L85 214V217L83 219V221H80L78 224H76L74 227H72L71 229H68V230H64L63 229V226L67 223L68 221V216L67 214L62 211V210H59V209H49L47 208V201L50 200V199H59L60 196L53 193H50L48 191H43V190H40V186H39V189H37V187H35L36 189L35 190H19V191H15L14 195L12 198H8V196H6L7 198L4 197L3 193H2V190L1 188H3V186L1 187V181H2V175H1V171L2 169H4L3 166ZM7 165L9 166V164L7 163ZM6 165V166H7ZM14 165V164H13ZM12 165V166H13ZM63 165V164H62ZM61 165V166H62ZM153 165V164H152ZM5 166V167H6ZM60 166V167H61ZM79 166V164H78ZM110 166V165H109ZM117 166V165H116ZM215 166V165H214ZM231 166V165H230ZM65 167V166H64ZM76 167V166H75ZM107 167V166H106ZM55 168V167H54ZM52 168V170L54 169ZM110 168H113V167H110ZM216 168V167H215ZM213 168V165H209L206 169H204V172L210 170V169H215ZM75 169V168H74ZM145 169V168H144ZM57 170V168H56ZM79 170V168H78ZM206 170V171H205ZM231 170V169H230ZM229 170V171H230ZM54 171V170H53ZM75 170L72 172L74 173ZM144 172L141 170V173ZM215 172V171H214ZM159 173V172H158ZM203 170H201L200 174L196 177H200L202 176L203 178V175L205 176V173L203 174ZM43 175V174H42ZM78 175V174H77ZM139 175V174H138ZM137 175V176H138ZM179 175V174H178ZM196 175V174H195ZM40 176V174L38 175ZM66 176V175H65ZM72 174L71 175H67V178L69 179L70 177L72 178ZM142 176V175H141ZM157 176V175H156ZM31 177V176H30ZM36 177V176H34ZM74 177V176H73ZM140 177V176H139ZM138 177V178H139ZM213 177V175H212ZM211 176H207L203 179H201V182H204V184L207 186V190L206 192L203 193V197L205 198V204L203 205L205 207L204 210H207L209 212V209H210V205L212 206V208H214V210H221L224 212L225 215H231L233 213H230L229 209L232 211L235 212H242L243 211V217L244 219H247L248 217H252L254 216L255 214H257L259 211V209L257 208H254L252 211H251V208H250V214L249 215H244V211L246 206L248 205L249 201V197L247 196V194H243V195H240L239 192H240V187H237L235 185L236 183V179H231L229 182H228V187H226V185H222V186H218L212 179ZM221 177V176H220ZM28 178V177H27ZM66 178V179H67ZM127 176H125V180H126ZM137 178V179H138ZM160 178V177H158ZM241 178V177H240ZM26 179V178H25ZM30 179V178H29ZM28 179V180H29ZM34 179V178H33ZM42 179V178H41ZM129 179V178H127ZM136 179V178H135ZM142 179V178H141ZM32 180V178L30 179ZM29 180V181H30ZM159 180V179H158ZM186 180H188V178L186 179L185 177H182L181 175L178 176V181L179 182H186ZM35 181V180H34ZM37 181V180H36ZM35 181V182H36ZM66 181V180H65ZM123 181V180H122ZM161 181V179H160ZM218 181V180H217ZM221 181V180H220ZM24 182V181H23ZM27 182V181H26ZM26 182L24 183V185L26 184ZM126 182H129V180H127ZM225 182V180L223 181ZM5 183V182H3ZM115 183V182H114ZM122 183V182H121ZM240 183V182H239ZM132 184V182H131ZM188 183L186 182V185ZM219 184V183H218ZM237 184V183H236ZM23 185V186H24ZM29 185V184H28ZM124 185V184H123ZM157 185V186H156ZM30 186V185H29ZM35 186V185H34ZM243 186V185H242ZM8 187V186H7ZM6 187V188H7ZM18 187V186H16ZM21 187V186H20ZM33 186H31L32 188ZM194 187V186H193ZM5 187L3 189H6ZM13 188V187H12ZM130 188L132 189V187L130 186ZM14 189V188H13ZM12 189V190H13ZM23 189V187H22ZM113 189V191H112ZM16 190V188H15ZM46 190V189H45ZM126 190V189H125ZM129 190V189H128ZM173 190V189H172ZM4 191V190H3ZM9 191V189H8ZM127 191V190H126ZM176 191V189H175ZM174 191V192H175ZM7 192V191H6ZM96 192V193H97ZM120 192V193H119ZM128 192V191H127ZM9 193V192H8ZM12 193V192H11ZM130 193V192H129ZM243 193V191H242ZM5 194V193H4ZM13 194V193H12ZM11 194V195H12ZM127 195V194H125ZM194 195V194H193ZM250 195V194H249ZM202 196V194H201ZM124 197V196H123ZM142 197V201L140 199V207H137V205L139 204H136L139 200V198ZM184 197V196H183ZM182 197V198H183ZM199 196L195 197V198H198ZM64 198V197H63ZM200 198V197H199ZM65 199V198H64ZM118 199V198H117ZM121 199V198H119ZM59 200H62V199H59ZM136 200L135 202V205L133 206L134 209H130L132 208L131 206L134 204V201ZM198 200V199H197ZM202 200V199H201ZM201 200H198L199 202ZM204 200V199H203ZM54 201V200H53ZM118 201V200H117ZM121 201V200H120ZM224 201L226 202L225 205L227 204V206L225 207L224 205ZM203 202V201H202ZM69 203V202H68ZM169 203V202H168ZM58 204V203H57ZM180 204H182V201L180 202ZM198 204V203H197ZM202 205V203H200ZM69 205V204H67ZM128 205H131L128 207ZM170 205H171V202H170ZM175 205V204H173ZM194 205V204H193ZM63 206V205H62ZM60 206V207H62ZM172 206V205H171ZM178 206V204H177ZM198 206V205H197ZM127 207L129 209H127ZM195 207V206H193ZM248 207V206H247ZM53 208V207H52ZM183 208V206L181 207ZM228 208V210L226 209ZM42 209V210H41ZM70 209V208H68ZM2 210H8L9 211V215L6 214V213H3ZM16 210H20V213H16ZM188 210V209H187ZM190 211V210H189ZM229 211V214H226L228 213ZM248 211V209H247ZM246 211V212H247ZM77 212V211H76ZM184 212V211H182ZM187 212V211H186ZM184 212V213H186ZM206 212V211H205ZM220 212V211H218ZM18 214V216H17ZM82 214V213H81ZM236 214V213H235ZM241 214V213H240ZM261 214V212H260ZM259 214V215H260ZM264 214V213H263ZM261 214V215H263ZM77 215V214H76ZM83 215V214H82ZM204 215V214H203ZM207 215V214H206ZM205 216V215H204ZM208 216V215H207ZM242 216V214L240 215ZM83 217V216H82ZM231 217V216H230ZM238 217V216H237ZM242 217V218H243ZM71 218V217H69ZM208 218V217H207ZM206 218V219H207ZM211 218V216H210ZM241 218V219H242ZM257 218V217H256ZM260 218V217H259ZM24 220L26 219L27 221V224L25 225H22L20 226L21 224H19L21 222V220ZM92 219L95 221H98L99 223V226L96 227V228H93L91 230H87L86 229V223H88L89 221H92ZM183 219V218H182ZM203 219V218H202ZM242 219V220H244ZM255 219V218H254ZM208 220V219H207ZM206 220V221H207ZM222 220V218H221ZM17 221L19 223H17ZM93 221V222H94ZM204 221V220H203ZM215 221V220H214ZM219 221V220H218ZM217 221V222H218ZM255 221V220H254ZM113 223V222H116L117 224L114 225V226H111L109 223ZM120 222V223H119ZM153 222L154 223V229L153 230H148V229H145V227L149 226L148 225L149 223ZM162 222V221H161ZM221 222V221H219ZM218 222V223H219ZM256 224H253L252 225V228L254 229L255 232H260L259 234L262 235V238H256V240L253 239V236L252 239L254 240L253 242H255L256 244H258V241H259V245L258 246H262L264 244V241H260L262 239H264V215L258 219L257 221H255ZM163 223L162 222V226H163ZM178 223V222H177ZM210 223V222H209ZM215 223V222H213ZM213 224L210 228H208V230L206 231L205 230V234L202 235V236H198L197 234V237L192 236L194 239V241H188L187 243H185V241L181 238H179V241L177 240L178 238H175L176 234H178V229L175 227V229L173 230V226H171V229L169 228H165V230H163V232H157L158 234L155 241L153 242L152 239V243L149 244V248H148V251H147V254L145 257L141 258V260L139 261L138 264H200L198 263L200 260H206L207 261V257L208 255H211L212 256V260L210 262V264H228V262H230V259L232 258V255L234 253H237L236 252V243H235V240L238 238H233V237H229L230 239H227L225 237V239L223 240L222 237L219 236V233L217 232L218 231V228L222 225V222L219 223V224ZM241 223V222H240ZM52 224V225H51ZM160 224V223H159ZM159 224L157 223V225L159 226ZM167 224V222H166ZM165 224V226H166ZM206 224V222H205ZM212 224V223H211ZM248 224V223H247ZM252 224V223H251ZM97 225V224H96ZM179 225H184L182 222L181 224L179 223ZM164 226V227H165ZM71 227V226H70ZM90 226H88L89 228ZM146 227V228H147ZM161 227V225L159 226ZM158 227V228H159ZM170 227V226H169ZM178 227H181L182 226H178ZM184 227V226H183ZM140 228V229H141ZM162 228V227H161ZM207 228V227H206ZM251 228V229H252ZM63 229V230H62ZM252 229V231H253ZM183 230V229H182ZM181 230V231H182ZM221 230V229H220ZM161 231V230H160ZM179 231V232H181ZM238 231V230H237ZM203 232V231H202ZM145 232H143L144 234ZM147 233V234H148ZM142 234V236H143ZM183 234V233H182ZM182 234L181 237H182ZM179 235V234H178ZM150 236V235H149ZM148 236V237H149ZM223 236V235H222ZM226 236V235H225ZM231 236V235H230ZM235 236V234L233 235ZM237 236V235H236ZM239 236V235H238ZM242 236V235H241ZM256 236V235H254ZM144 237V236H143ZM147 237V236H145ZM180 237V236H179ZM243 237V236H242ZM240 237V239L242 238ZM250 237V236H249ZM192 238V239H193ZM248 238V237H245V239ZM244 239V237H243ZM181 240V241H180ZM188 240V239H186ZM176 241L180 242V243H177ZM79 242V241H77ZM253 242H249V243H253ZM84 243V242H83ZM240 243V242H239ZM254 243V244H255ZM221 244H229L230 246H232L231 250L229 249H226L223 246H219ZM244 244V243H243ZM253 244V245H254ZM256 244L254 246H256ZM262 244V245H261ZM145 245H148V244H145ZM241 245V244H240ZM251 245V244H250ZM252 245V246H253ZM244 246V245H242ZM247 246V245H246ZM245 246V247H246ZM249 246V244H248ZM257 247V246H256ZM263 249H264V246H262ZM259 248V247H258ZM132 249V248H131ZM256 249V248H255ZM124 250V249H123ZM232 251V252H231ZM247 250H245L246 252ZM254 251V250H252ZM84 252V248L83 246L81 245V243L79 242L77 245H75L73 248L72 247H69V248H61L60 249V252L58 253L59 256H58V260L59 262L60 261H63V262H66V263H70L72 262V260L75 258L74 257V254H82ZM231 252V254H230ZM242 252V251H240ZM250 252V251H249ZM260 252V251H259ZM244 253V252H243ZM248 253V252H246ZM252 253V252H251ZM262 253V252H261ZM240 254V253H239ZM250 254V253H249ZM248 255V254H247ZM260 255V254H259ZM126 256V255H125ZM241 256V255H240ZM243 256V255H242ZM246 256V254H245ZM80 257V256H79ZM247 257V256H246ZM114 258V257H113ZM121 259V258H120ZM123 259V258H122ZM247 260L249 259L248 257L246 258ZM125 260V259H124ZM234 261V260H233ZM232 261V262H233ZM255 261V259H254ZM123 262V261H122ZM261 262L263 261H260V260H257L255 262V264H261ZM202 263V262H201ZM264 264V263H262Z\"/></svg>",
    "mask_w": 264,
    "mask_h": 264
}]
</instances>
